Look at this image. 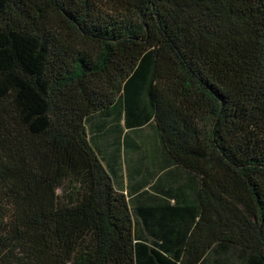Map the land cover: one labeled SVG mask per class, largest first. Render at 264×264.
<instances>
[{
  "label": "trees",
  "instance_id": "16d2710c",
  "mask_svg": "<svg viewBox=\"0 0 264 264\" xmlns=\"http://www.w3.org/2000/svg\"><path fill=\"white\" fill-rule=\"evenodd\" d=\"M0 264H264V0H0Z\"/></svg>",
  "mask_w": 264,
  "mask_h": 264
},
{
  "label": "crops",
  "instance_id": "0c3cea01",
  "mask_svg": "<svg viewBox=\"0 0 264 264\" xmlns=\"http://www.w3.org/2000/svg\"><path fill=\"white\" fill-rule=\"evenodd\" d=\"M126 181V180H125Z\"/></svg>",
  "mask_w": 264,
  "mask_h": 264
}]
</instances>
